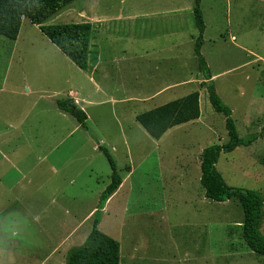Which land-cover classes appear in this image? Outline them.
<instances>
[{
	"label": "rangeland",
	"instance_id": "374dc122",
	"mask_svg": "<svg viewBox=\"0 0 264 264\" xmlns=\"http://www.w3.org/2000/svg\"><path fill=\"white\" fill-rule=\"evenodd\" d=\"M193 8L194 0H73L44 25H92L87 71L27 18L17 43L0 36V147L8 148V137L19 156L40 153L39 159L29 155L25 177H17L11 192L0 184V264H65L63 251L83 243L110 182L98 145L122 178L98 226L118 241L119 264H264L241 237L239 203L209 200L200 184L202 150L228 138L224 116L200 85ZM199 8L201 55L210 73H220L214 86L239 137L263 133L250 146L221 153L216 168L228 186L264 199V1L200 0ZM94 61L99 67L92 82L87 75ZM70 91L87 116L88 132L56 106ZM194 91L199 118L166 129L160 139L137 120ZM12 218L32 234H17ZM64 221L76 232L49 257ZM260 231L264 236V215Z\"/></svg>",
	"mask_w": 264,
	"mask_h": 264
},
{
	"label": "trees",
	"instance_id": "16d2710c",
	"mask_svg": "<svg viewBox=\"0 0 264 264\" xmlns=\"http://www.w3.org/2000/svg\"><path fill=\"white\" fill-rule=\"evenodd\" d=\"M72 1L0 0V36L15 41L22 24V18H27L75 66L81 70H87L91 24L82 22L44 25L46 20ZM199 3L200 0H194L193 17L198 30L194 54L197 58L198 69L204 79L200 85L206 88L213 110L224 116L228 138V141L224 144H213L202 150L200 154V184L204 189L205 197L209 200L220 203L235 199L239 203L243 213V219L240 222L241 237L250 252L264 258V236L260 231L264 215L262 195L255 190L228 186L216 168L221 153H230L239 146H250L263 133L241 139L232 118L231 109L223 103L216 92L209 67L201 55L204 21ZM56 106L60 111L73 117L84 131H89L86 114L71 98L57 100ZM199 116V93L194 91L184 98L170 101L143 112L137 116V120L152 138L160 139L166 129L181 123L194 121ZM98 149L103 153L111 168L110 182L99 196L97 210L92 215L91 231L80 246L71 247L67 251L65 264L120 263L118 241L100 231L98 225L101 220L102 212L100 211L104 208L106 201L118 190L122 184V178L118 174L116 165L108 150L101 145H98ZM126 170L130 172V167H126Z\"/></svg>",
	"mask_w": 264,
	"mask_h": 264
},
{
	"label": "crops",
	"instance_id": "0c3cea01",
	"mask_svg": "<svg viewBox=\"0 0 264 264\" xmlns=\"http://www.w3.org/2000/svg\"><path fill=\"white\" fill-rule=\"evenodd\" d=\"M262 1H264V0H262ZM91 21H92V19H91ZM22 22H23V19H22ZM20 35H21V28L19 30V33H18V36H17L16 40L14 41L15 43H17L18 39L21 37ZM177 47H178V45H175V46H171L170 48H177ZM98 67H99V63L97 61L96 62L94 61L93 67L90 70L89 76L87 75V77H88L89 80L92 81V78L90 76H91V74L94 75L97 72ZM43 75L44 76L47 75L46 69H44ZM210 75L212 77V80H214L216 77H218L220 75V73H217V74L210 73ZM3 85H5V82L3 83ZM74 96H75L74 93L72 91H70L69 92V95H68V98H71L77 104V101L72 98ZM7 126L11 130H14V129L17 130L18 129V126L17 125L15 126L14 124H11V122H8L7 123ZM5 143L8 146V148L7 147H2V148L0 147V184L3 185L4 187L8 188L9 192H11V189L13 188V186L15 185V183L17 182V177L18 176H22L23 178L25 177L24 171L26 170V167H28L29 164H30L29 155L32 156V157H35L36 156V158L39 159L40 158L39 157L40 153H37L38 152L37 150H33V151L30 152V154H28V152H24L23 155H22V157H21V156H19L16 153V150H14V147H9V138L8 137L5 139ZM12 175H13L12 179L14 181V184H13V181H11V179H10ZM115 193L106 201V204H105L104 208L102 209V211H104V210L105 211H108L109 210V208L111 206V203H112V199L115 196ZM91 211H94V208ZM66 215H67V211L64 210V218L66 217ZM12 219H13L12 224L14 225L15 228H17L16 229V233L17 234H19L20 231L25 232L27 235L32 234L30 232L31 230H30V226L29 225H24L23 223H21L16 218H12ZM32 223H33V221H32ZM66 224H67V222H66ZM66 224H65V221H64V223H63L64 231L62 233V237H61L58 245L55 246V247H53L52 249H51V247L47 248L46 251L48 252V256L49 257L50 256H54L55 254H60L61 253V250H62V246L64 245V243L66 245V243L70 240V238L75 234L76 229L74 230L72 228L71 230L68 231L66 229ZM42 233L43 234L47 233L49 235V230L44 228V230L42 231ZM62 240L64 241V243H61ZM70 248L71 247H69L68 249L66 248L63 251L65 255H66L67 251ZM43 249L44 248H41V246L39 247V250L40 251H42ZM54 264H63V260L60 261V262L54 261Z\"/></svg>",
	"mask_w": 264,
	"mask_h": 264
}]
</instances>
